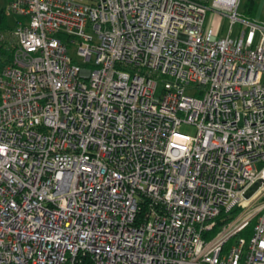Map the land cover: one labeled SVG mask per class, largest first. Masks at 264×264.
<instances>
[{"label": "built area", "instance_id": "1", "mask_svg": "<svg viewBox=\"0 0 264 264\" xmlns=\"http://www.w3.org/2000/svg\"><path fill=\"white\" fill-rule=\"evenodd\" d=\"M237 4L2 0L0 264H264V13Z\"/></svg>", "mask_w": 264, "mask_h": 264}, {"label": "rangeland", "instance_id": "2", "mask_svg": "<svg viewBox=\"0 0 264 264\" xmlns=\"http://www.w3.org/2000/svg\"><path fill=\"white\" fill-rule=\"evenodd\" d=\"M244 0H238V6H237V12L242 14L243 16L249 17L247 13L243 12V7H242V3ZM262 1V2H261ZM2 0H0V4H1ZM211 0L208 1V3L210 4ZM264 6V0H259L256 1V7L254 10V14L250 17H262L263 16V9ZM213 13L212 11L206 10V14L204 17V22L203 25L206 26L210 23L211 21V17H212ZM7 22L10 24V26H13V22H14V17L13 16H8ZM226 24H227V20L225 17L222 18L221 22H220V27H219V35H222L225 32L226 29ZM239 25L238 24H234L232 26L231 29V36L234 35V33L236 32V30L238 29ZM67 54L69 55V57L72 58L73 62L80 64V66H85L86 64H83L80 62V58L76 55V50H75V46L74 45H67ZM187 93H190L189 88L186 89ZM194 127L191 125H186V124H182L180 126V131L185 132L187 134H193L194 133ZM254 166L256 169H258L261 166L260 162H255ZM264 199V198H263ZM261 199H257L256 201L252 202L251 205H249L250 208H252L253 212L257 211L260 207H261ZM233 214V211H230L228 213L229 216H231ZM249 234H242V233H237L236 235L231 236L224 244L222 247V251H226L227 248L236 240L237 237H247ZM209 236H211V234H206L205 238H208Z\"/></svg>", "mask_w": 264, "mask_h": 264}, {"label": "trees", "instance_id": "3", "mask_svg": "<svg viewBox=\"0 0 264 264\" xmlns=\"http://www.w3.org/2000/svg\"><path fill=\"white\" fill-rule=\"evenodd\" d=\"M200 1L208 4V0H200ZM242 7H243L242 11L247 13L248 16L250 17L254 14V10L256 7V0H244L242 3ZM7 19L8 17L2 13L1 8H0V34L5 33L7 28L10 27V24L7 22ZM3 36L0 38V68L11 60L12 52L15 48V42L10 37H6L5 34H3ZM235 210L236 208H234L233 213ZM223 216L224 214L220 212L215 217V225L211 228L209 234L212 235L222 223L228 222L232 218V215H231L221 220ZM255 220H256V216L251 218L248 224L240 231V233L250 234L252 225L255 222Z\"/></svg>", "mask_w": 264, "mask_h": 264}, {"label": "water", "instance_id": "4", "mask_svg": "<svg viewBox=\"0 0 264 264\" xmlns=\"http://www.w3.org/2000/svg\"><path fill=\"white\" fill-rule=\"evenodd\" d=\"M260 179H256L254 180L247 188L246 190L243 192V197H248L255 189L256 187L259 185Z\"/></svg>", "mask_w": 264, "mask_h": 264}, {"label": "crops", "instance_id": "5", "mask_svg": "<svg viewBox=\"0 0 264 264\" xmlns=\"http://www.w3.org/2000/svg\"><path fill=\"white\" fill-rule=\"evenodd\" d=\"M209 1V0H208ZM256 1H259V0H256ZM262 2V1H261ZM263 9H264V6H263ZM264 13V12H263ZM206 14V13H205Z\"/></svg>", "mask_w": 264, "mask_h": 264}]
</instances>
